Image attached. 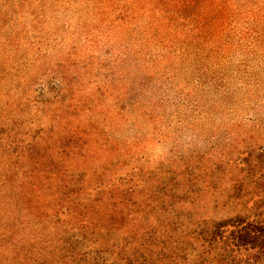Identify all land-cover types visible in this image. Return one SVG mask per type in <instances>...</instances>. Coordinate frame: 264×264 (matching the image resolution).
<instances>
[{"label": "rangeland", "instance_id": "374dc122", "mask_svg": "<svg viewBox=\"0 0 264 264\" xmlns=\"http://www.w3.org/2000/svg\"><path fill=\"white\" fill-rule=\"evenodd\" d=\"M117 1L16 0L7 6L12 20L0 28V158L8 168L13 166L2 145H11L6 134L18 126L13 112L24 110L22 119L28 118L30 128L38 125L46 132L55 125L57 138L75 150L63 176L86 172L89 181L95 171L108 170L110 186L129 177L145 186L146 171L169 164L171 174L190 179L178 189L191 196L181 202L192 214L185 229L193 232L192 238L200 235L204 244L215 242L212 255L227 261L233 251L216 240L219 226L234 219L264 223V112H252L260 121L231 116L225 123L221 118L230 115L208 109L195 94L208 90L210 79L217 78L220 68L214 60L199 65L204 76L192 87L202 90L188 95L181 90L182 79L169 78L172 57L163 64V74L147 70V62H123L128 51V61L141 62L134 47L167 43L168 30L172 32L176 20L190 23L188 16L203 32L208 28L217 36L225 28L216 18L222 0H135L140 16L150 9L140 28L142 37L134 42L133 18L113 22ZM141 69L149 79L135 78ZM30 80H38V89L33 82L29 88ZM18 97L26 108H16ZM44 104H49L45 115L40 112ZM30 128L29 140L36 137ZM133 133L135 143L125 144L123 136ZM119 156L122 161L115 163ZM190 182L200 188L197 194ZM180 236L179 230L173 233L175 243L181 242L174 248L176 255L186 256L183 264H198L197 239Z\"/></svg>", "mask_w": 264, "mask_h": 264}, {"label": "trees", "instance_id": "16d2710c", "mask_svg": "<svg viewBox=\"0 0 264 264\" xmlns=\"http://www.w3.org/2000/svg\"><path fill=\"white\" fill-rule=\"evenodd\" d=\"M15 1L0 2V28L11 22L7 6ZM159 1L175 4L179 0ZM117 2L111 10L113 22L116 17L124 21L133 18V42L140 39V28L146 24L150 8L140 16L135 0ZM221 4L216 18L225 28L217 36L208 28L203 32L204 28L194 24V17L188 16L190 23H185V18L181 23L176 20L172 32L168 30L167 43L134 47L140 53L135 59L141 62L128 61L130 51L123 62H147V70L163 74V64L172 57L169 78L182 79L181 90L188 95L202 90L192 87L194 80L204 76L199 65L214 60L220 68L217 78L210 79L208 90L195 95L208 109L230 115L221 118L225 123L231 116L260 121L252 112H264V0H222ZM202 8L200 3L199 10ZM135 78L149 76L141 69ZM32 82L38 89V80H30L29 88ZM14 102L18 109L27 106L20 97ZM44 105L40 111L43 115L49 104ZM23 111L13 112L18 126L6 134L11 145H2L13 166L8 168L0 158V264H183L186 256H177L174 249L181 245L173 240L178 230L189 241L197 239L198 264H264V223L234 219L220 225L216 240L222 248L233 251L227 261L220 260L218 253L212 255L215 242L204 244L200 235L192 238L193 232L185 229L192 214L186 213L181 202L191 196L178 189L190 179L182 181L171 174L169 164L146 171L145 186L131 177L110 186L108 170L95 171L89 181L85 180L86 172L63 176L72 166L70 156L75 150L67 148L66 139L57 138L55 125H49L46 132L38 125L30 128L28 118L22 119ZM29 128L36 136L31 140L26 138ZM3 133L0 131V136ZM123 139L131 145L137 136L133 133ZM121 159L115 158V163ZM190 183V189L198 193L197 183Z\"/></svg>", "mask_w": 264, "mask_h": 264}]
</instances>
